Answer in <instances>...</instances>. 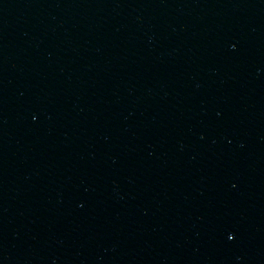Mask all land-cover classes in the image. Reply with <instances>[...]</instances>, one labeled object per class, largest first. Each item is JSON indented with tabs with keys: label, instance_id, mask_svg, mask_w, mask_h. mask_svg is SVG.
Masks as SVG:
<instances>
[{
	"label": "water",
	"instance_id": "1",
	"mask_svg": "<svg viewBox=\"0 0 264 264\" xmlns=\"http://www.w3.org/2000/svg\"><path fill=\"white\" fill-rule=\"evenodd\" d=\"M0 264H264V0H0Z\"/></svg>",
	"mask_w": 264,
	"mask_h": 264
}]
</instances>
